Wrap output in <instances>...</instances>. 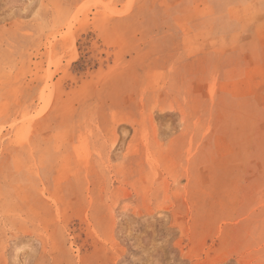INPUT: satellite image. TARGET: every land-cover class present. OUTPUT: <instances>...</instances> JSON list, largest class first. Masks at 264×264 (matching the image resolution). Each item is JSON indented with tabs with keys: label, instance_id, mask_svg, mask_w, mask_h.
I'll list each match as a JSON object with an SVG mask.
<instances>
[{
	"label": "rangeland",
	"instance_id": "1",
	"mask_svg": "<svg viewBox=\"0 0 264 264\" xmlns=\"http://www.w3.org/2000/svg\"><path fill=\"white\" fill-rule=\"evenodd\" d=\"M0 264H264V0H0Z\"/></svg>",
	"mask_w": 264,
	"mask_h": 264
}]
</instances>
